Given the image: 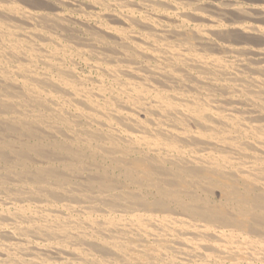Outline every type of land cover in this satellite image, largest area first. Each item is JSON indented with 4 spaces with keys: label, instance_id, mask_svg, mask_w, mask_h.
Wrapping results in <instances>:
<instances>
[{
    "label": "bare ground",
    "instance_id": "bare-ground-1",
    "mask_svg": "<svg viewBox=\"0 0 264 264\" xmlns=\"http://www.w3.org/2000/svg\"><path fill=\"white\" fill-rule=\"evenodd\" d=\"M0 264H264V0H0Z\"/></svg>",
    "mask_w": 264,
    "mask_h": 264
}]
</instances>
